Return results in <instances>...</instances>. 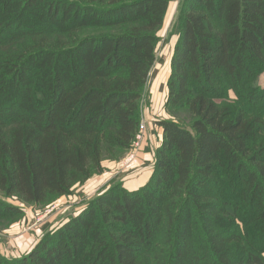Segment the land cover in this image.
<instances>
[{
	"label": "trees",
	"instance_id": "16d2710c",
	"mask_svg": "<svg viewBox=\"0 0 264 264\" xmlns=\"http://www.w3.org/2000/svg\"><path fill=\"white\" fill-rule=\"evenodd\" d=\"M168 2L0 0L4 196L38 206L100 173L103 146L130 148ZM178 18L165 108L190 126L158 121L142 187L113 184L0 264H264V112L241 107L264 72V0H183Z\"/></svg>",
	"mask_w": 264,
	"mask_h": 264
},
{
	"label": "rangeland",
	"instance_id": "374dc122",
	"mask_svg": "<svg viewBox=\"0 0 264 264\" xmlns=\"http://www.w3.org/2000/svg\"><path fill=\"white\" fill-rule=\"evenodd\" d=\"M182 3L183 0H169L163 24L156 33L158 37L155 46L156 62L142 88L139 100V125L144 126L143 137L136 139V133L132 145L122 155L103 146L100 173L93 174L82 183L73 184L67 194L51 197L52 199L49 198L50 200L38 206L24 204L16 197H6L0 192V201L18 209L17 212L0 214L2 257L17 260L26 256L40 241L54 237L69 219L87 208L89 201L113 184L120 183L121 187L128 191L142 187L153 172L156 150L162 141V128L158 121L173 120L183 126H190L191 115L187 108L176 107L168 110L165 108L170 62L180 32L178 15ZM115 29L116 27H107L102 30L108 32ZM255 85L258 88L254 92L257 100L246 98L241 105L250 114L264 112V72L258 74ZM226 90L223 89L221 92ZM226 92L216 97L214 101L220 106H238L234 92L231 90ZM259 95H262L260 100ZM130 153L137 154L138 160L128 162L126 158Z\"/></svg>",
	"mask_w": 264,
	"mask_h": 264
},
{
	"label": "built area",
	"instance_id": "2783aa9c",
	"mask_svg": "<svg viewBox=\"0 0 264 264\" xmlns=\"http://www.w3.org/2000/svg\"><path fill=\"white\" fill-rule=\"evenodd\" d=\"M143 135H144V126H143V124H140L139 125V129L137 131L136 139H140L141 137H143ZM136 156H137V154L130 153V154L127 155L126 159H127L128 162H133V161L138 160L136 158Z\"/></svg>",
	"mask_w": 264,
	"mask_h": 264
}]
</instances>
